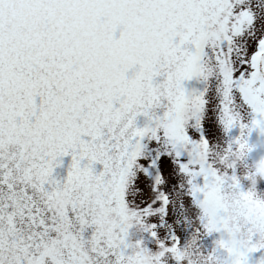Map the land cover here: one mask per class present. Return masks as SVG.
Returning a JSON list of instances; mask_svg holds the SVG:
<instances>
[{
  "label": "snow or ice",
  "instance_id": "obj_1",
  "mask_svg": "<svg viewBox=\"0 0 264 264\" xmlns=\"http://www.w3.org/2000/svg\"><path fill=\"white\" fill-rule=\"evenodd\" d=\"M256 131L264 0H0V264H185L193 208L195 264H264V216L224 206L261 198L225 163Z\"/></svg>",
  "mask_w": 264,
  "mask_h": 264
},
{
  "label": "rangeland",
  "instance_id": "obj_2",
  "mask_svg": "<svg viewBox=\"0 0 264 264\" xmlns=\"http://www.w3.org/2000/svg\"><path fill=\"white\" fill-rule=\"evenodd\" d=\"M119 34V33H118ZM186 87L190 90L194 87H203L194 78L192 81L185 82ZM240 135V129L234 128L231 134L224 137L222 144L218 151L223 153L224 147H226L227 141ZM250 143L256 145L255 149L251 152H241L239 150L233 151L229 154L228 160L225 163L233 168L229 169L230 174L237 175L245 191L253 193L257 192L261 198H253V196L247 195L239 190H234L228 194V199L224 201L226 208H234L237 215L243 218H250L252 216H264V136H261L258 131L253 132L250 137ZM64 163L56 168L55 175L57 178L64 179L67 177L68 170L71 165V155L63 158ZM223 167L222 165H217ZM98 169H102V165H97ZM71 184H65V190L60 194V202L66 203L65 197L71 192ZM198 208H202L201 202H195ZM199 210L193 208L192 211V223L189 225H182L181 239L186 242L182 256L185 259V264H195L198 258L200 247L205 252H208L214 248V242L219 238L218 233L211 235L201 234V236L193 235L197 228L200 227L198 220ZM193 235V236H192ZM163 239V235L160 237ZM129 240L133 243L142 240L144 246H146L151 252L155 253L159 250V243L156 238L151 237L150 233L132 229L130 232ZM259 256V253L256 254ZM218 259V258H217ZM217 259L209 257L207 264H217ZM151 264L150 259H148ZM134 264H136L134 260ZM175 264V261H172Z\"/></svg>",
  "mask_w": 264,
  "mask_h": 264
},
{
  "label": "clouds",
  "instance_id": "obj_3",
  "mask_svg": "<svg viewBox=\"0 0 264 264\" xmlns=\"http://www.w3.org/2000/svg\"><path fill=\"white\" fill-rule=\"evenodd\" d=\"M144 264H149V261L145 259Z\"/></svg>",
  "mask_w": 264,
  "mask_h": 264
}]
</instances>
